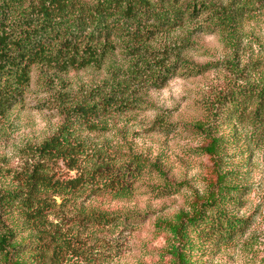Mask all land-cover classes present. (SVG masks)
Here are the masks:
<instances>
[{
	"label": "rangeland",
	"instance_id": "374dc122",
	"mask_svg": "<svg viewBox=\"0 0 264 264\" xmlns=\"http://www.w3.org/2000/svg\"><path fill=\"white\" fill-rule=\"evenodd\" d=\"M209 4L207 14L156 39L158 56L145 61L112 56L100 71L56 77L32 70L0 115V195L18 191L41 162L39 146L62 133L79 153L42 162L46 173L84 181L49 200L41 231L0 199V241L10 237L0 264H264V116H253V106L241 118L224 110L238 91L264 90V0ZM165 44L173 56H161ZM113 63L133 73L115 86L118 107L78 118V106L110 93ZM157 65L174 67L164 85L153 81L164 71ZM136 166L127 191L107 183L118 168ZM201 214L229 222L230 233L172 231Z\"/></svg>",
	"mask_w": 264,
	"mask_h": 264
},
{
	"label": "trees",
	"instance_id": "16d2710c",
	"mask_svg": "<svg viewBox=\"0 0 264 264\" xmlns=\"http://www.w3.org/2000/svg\"><path fill=\"white\" fill-rule=\"evenodd\" d=\"M210 9L209 0H0V115L17 101L21 90L29 84L34 68L56 77L91 68L100 71L112 56H124L133 62L139 57L145 61L142 57L158 56L152 46L156 39H168L176 28L183 29ZM173 48L172 44H165L161 56H173ZM157 66L162 69L161 65ZM173 68H164L163 73L156 71L154 83L164 85L170 76L167 73L174 71ZM107 73L108 84L113 86L110 93L99 96L97 104L78 106L75 111L78 118L86 119L95 114L100 105L109 112L118 107L115 86L119 79L125 81L130 75L133 77V73H124L116 63ZM224 106L235 118H241L252 106L253 116L263 117L264 90L238 91ZM78 153L63 133L43 142L37 150L41 162L21 178L18 191L0 195L6 212L14 210L24 222L41 231L51 213L49 200L74 194L84 181L82 178L60 181L46 173L42 162L73 161ZM140 170L139 166L132 170L118 168L107 183L116 185L117 192L127 191ZM157 172L161 174L159 169ZM224 224L218 216L201 214L171 229L183 236L187 228L203 229L207 235L208 230L212 234L222 230L230 233L231 224ZM9 239L3 236L0 241L5 254ZM12 249L15 255L17 247Z\"/></svg>",
	"mask_w": 264,
	"mask_h": 264
}]
</instances>
